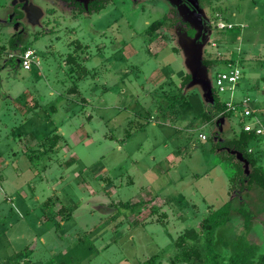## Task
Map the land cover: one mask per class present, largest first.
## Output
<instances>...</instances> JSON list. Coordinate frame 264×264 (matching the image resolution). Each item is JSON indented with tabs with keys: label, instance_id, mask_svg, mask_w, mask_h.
Returning a JSON list of instances; mask_svg holds the SVG:
<instances>
[{
	"label": "rangeland",
	"instance_id": "obj_1",
	"mask_svg": "<svg viewBox=\"0 0 264 264\" xmlns=\"http://www.w3.org/2000/svg\"><path fill=\"white\" fill-rule=\"evenodd\" d=\"M13 1L0 0V264H139L152 255L169 264L177 235L226 202L234 230L239 205L254 214L249 243L260 242L263 252L264 192L229 184L232 169L219 159L227 151H211L215 137L238 134L241 119L236 113L204 125L195 116L213 104L198 88L177 92L187 74L178 42L186 29L171 4L111 0L88 12V0H75L83 10L66 0H29L39 12L27 10L13 24ZM199 2L212 24L202 41L212 96L216 73L238 67L233 99L264 125V0ZM165 18L162 36L149 43L147 26ZM12 39L35 51L29 70L15 59ZM77 44L88 49L76 53ZM72 53L86 77L70 73ZM230 93L216 94L229 100ZM179 94L185 99L176 112L159 114ZM56 134L60 143L43 154ZM249 149L264 168L261 139ZM122 204L131 209L119 214Z\"/></svg>",
	"mask_w": 264,
	"mask_h": 264
},
{
	"label": "trees",
	"instance_id": "obj_2",
	"mask_svg": "<svg viewBox=\"0 0 264 264\" xmlns=\"http://www.w3.org/2000/svg\"><path fill=\"white\" fill-rule=\"evenodd\" d=\"M214 11L217 12L218 10L214 9ZM166 22L167 18L155 21L147 26L144 31V36L147 37L149 43L162 36V30ZM189 34L192 35V32H189ZM16 36L19 37L18 35ZM14 43V39L9 42L12 49L17 48ZM25 49L26 48H23L22 51ZM87 49V45L77 44L75 47L77 51L75 52L77 53L80 51L79 53H85ZM173 51L176 52V49H173ZM66 63L70 66V73H74L78 79L86 77L89 73L86 67L73 53L67 56ZM203 64L210 68L214 62L203 60ZM189 81L190 76L187 74L184 75L180 80V84L176 87L177 92L181 93L182 88H184ZM68 92L76 93L77 89L73 86ZM167 98L169 102L167 106L164 109H159V114L163 117L165 114L175 113L176 105L185 99L181 94L177 96H168ZM213 101V111L207 112L205 110L197 114L195 120L201 121L204 125H207L210 124L215 117H217V119H228L232 117L234 113L228 110L226 106L228 100H221L215 92L213 93ZM237 104H239V102L234 101V105ZM146 125L147 123L142 125L140 129H143ZM239 125L240 130L235 137L223 140H219L220 138L218 139L215 137L214 140L216 139L217 141L211 151L215 152V150L219 148L220 150L228 149L241 154L242 158L248 163L251 169L248 175L243 174L242 165L236 160L234 155L229 152H224L220 155V161L227 163L232 169V173L229 177V184L233 187L239 185L238 189L240 191L244 188L250 189L254 185L264 192V168L259 163L260 157L258 153L249 149V144L254 140L257 141L259 138L251 130L244 131L242 121H240ZM130 135L129 132H126L125 137ZM60 139L61 136L58 134L49 137L46 140L48 148L42 153L46 154L48 151L54 150L60 143ZM230 205V202H226L218 209H210L209 213L200 222L198 227L183 229L174 241L175 251L168 259L169 264H179L184 261L198 264H264V251L260 252V242L257 241L255 244L249 243V236L254 234V214L245 204L239 205L234 211L241 218V227L239 230H234L233 220L230 218V214L233 210L230 209ZM125 209L131 208L124 204L119 205L118 213H122ZM61 210L62 211L59 213L66 211L65 208ZM124 213L127 215V212ZM229 230L231 231L229 232ZM160 259L159 255H152L139 264H160Z\"/></svg>",
	"mask_w": 264,
	"mask_h": 264
},
{
	"label": "water",
	"instance_id": "obj_3",
	"mask_svg": "<svg viewBox=\"0 0 264 264\" xmlns=\"http://www.w3.org/2000/svg\"><path fill=\"white\" fill-rule=\"evenodd\" d=\"M176 7L180 12L183 21L188 23L190 28L196 31L193 38L189 37L187 34L179 35V50L185 57L184 64L187 68V75L190 76V81L185 86V89L188 90L192 88H198L202 100L205 99L208 101V103L213 104L214 101L211 86L206 79L207 77L202 73V41L204 35V24L202 19L205 18L204 13L198 9L192 11L185 4H176ZM226 151L234 155L240 162H245L247 169L249 165L242 158L241 154L228 149H226Z\"/></svg>",
	"mask_w": 264,
	"mask_h": 264
},
{
	"label": "built area",
	"instance_id": "obj_4",
	"mask_svg": "<svg viewBox=\"0 0 264 264\" xmlns=\"http://www.w3.org/2000/svg\"><path fill=\"white\" fill-rule=\"evenodd\" d=\"M216 27H218V29L230 28L229 25H225L224 23H219ZM10 57H12V55H10ZM19 59L20 66L24 70H29L32 63L36 62L35 51L31 48H26L19 55ZM229 67L228 71H219L216 73L214 78V90L218 94L231 91L230 99L226 103L228 110H231L234 114L237 113L243 122L244 131H253L264 143V125L261 123V120L254 116L253 111L245 104V101H240L239 104L234 105L232 90L241 77V71L238 67L232 68L230 65ZM245 120H248V122Z\"/></svg>",
	"mask_w": 264,
	"mask_h": 264
},
{
	"label": "flooded vegetation",
	"instance_id": "obj_5",
	"mask_svg": "<svg viewBox=\"0 0 264 264\" xmlns=\"http://www.w3.org/2000/svg\"><path fill=\"white\" fill-rule=\"evenodd\" d=\"M66 1H67V4H72V6H74V7L76 6L77 8H79V10H81V9L83 10V7H82L83 4H81L79 2L76 3L75 0H66ZM109 1H111V0H88L87 1L88 5H87V9L86 10L88 12L100 11L101 9H103L109 3ZM140 1H145V2H148V3H154V2H158V1H163L164 2L165 1L168 4L170 3L171 5H169V7H170L169 10H171V11L173 10V11L178 12L179 16H177L178 17L177 20L178 19L183 20V19H182L181 15H180V12L178 11V9L176 7V4H180V5H184L185 4L192 11H194L195 9L203 11V8H205L203 6V4H201L199 2V0H132V2H136V3L140 2ZM194 3L196 4V6H195ZM12 4H13L12 14L14 15L13 19L16 20V21L13 22V24H15L16 22L20 23L19 20H23L25 18V13L27 14V12H26L27 10L30 11V12H34V10L35 11L38 10L37 8H34V7H32V5H30L29 0H14ZM51 11H52V9H51ZM37 12H39V11H37ZM41 16H42V12L38 15V17H41ZM202 22L204 24V29H203V32H204L203 39H204L205 38V33L208 32L207 31L208 28L212 27V24H211V22L210 23L206 22V20H204V19H202ZM183 24H184L185 29H186V34L189 37L193 38L195 36L196 31L194 29H191L190 25L188 23L183 21ZM22 29L23 28H21V31H22ZM21 31L16 32L14 35H19V33ZM189 32H192V35H190ZM10 42H11V40H10ZM14 45H16V44H14ZM16 47H17V49L19 47V49H20L19 52L21 54L22 46L17 45ZM19 55L15 59L20 64ZM12 57H14V55H12Z\"/></svg>",
	"mask_w": 264,
	"mask_h": 264
},
{
	"label": "crops",
	"instance_id": "obj_6",
	"mask_svg": "<svg viewBox=\"0 0 264 264\" xmlns=\"http://www.w3.org/2000/svg\"><path fill=\"white\" fill-rule=\"evenodd\" d=\"M223 131V128L218 129V134L221 136V132Z\"/></svg>",
	"mask_w": 264,
	"mask_h": 264
}]
</instances>
